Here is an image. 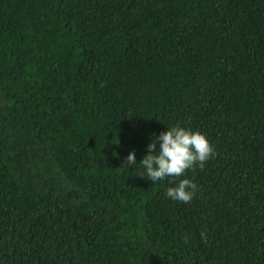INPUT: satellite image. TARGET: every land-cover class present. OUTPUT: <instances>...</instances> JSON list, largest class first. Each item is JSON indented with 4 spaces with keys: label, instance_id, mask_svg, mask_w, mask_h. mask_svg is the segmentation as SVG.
<instances>
[{
    "label": "trees",
    "instance_id": "16d2710c",
    "mask_svg": "<svg viewBox=\"0 0 264 264\" xmlns=\"http://www.w3.org/2000/svg\"><path fill=\"white\" fill-rule=\"evenodd\" d=\"M0 264H264V0H0Z\"/></svg>",
    "mask_w": 264,
    "mask_h": 264
},
{
    "label": "clouds",
    "instance_id": "9594fccd",
    "mask_svg": "<svg viewBox=\"0 0 264 264\" xmlns=\"http://www.w3.org/2000/svg\"><path fill=\"white\" fill-rule=\"evenodd\" d=\"M147 151L149 154L140 162L142 165L140 175L147 176L152 183L163 181L165 178L177 179L197 166L203 169L214 155L213 146L203 134L179 125L152 139ZM126 164L136 165L134 151L129 153ZM196 191L195 183L189 179H182L176 187L168 188L165 195L173 201L187 204L193 200ZM201 236L204 238L206 233H201Z\"/></svg>",
    "mask_w": 264,
    "mask_h": 264
}]
</instances>
